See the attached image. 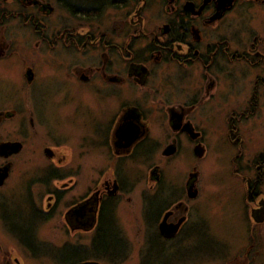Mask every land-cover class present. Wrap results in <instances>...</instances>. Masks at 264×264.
I'll return each instance as SVG.
<instances>
[{
  "label": "flooded vegetation",
  "instance_id": "af4514ba",
  "mask_svg": "<svg viewBox=\"0 0 264 264\" xmlns=\"http://www.w3.org/2000/svg\"><path fill=\"white\" fill-rule=\"evenodd\" d=\"M0 248L264 264V0H0Z\"/></svg>",
  "mask_w": 264,
  "mask_h": 264
},
{
  "label": "rangeland",
  "instance_id": "374dc122",
  "mask_svg": "<svg viewBox=\"0 0 264 264\" xmlns=\"http://www.w3.org/2000/svg\"><path fill=\"white\" fill-rule=\"evenodd\" d=\"M205 147H206V155L201 160V171L203 175L207 179H212V177L224 178L223 175L227 171L221 170L218 164L224 162L230 156L232 150H234L235 148L233 146H230L228 143H226L224 137L219 136L210 130H208L206 133ZM223 229H224V225L220 224V222H217V224H215L216 231ZM206 242H208V240H206ZM206 242L202 241V245L208 246ZM2 247L6 249L7 245L3 244ZM1 249L2 248H0V251ZM0 261H1V257H0ZM26 263L33 264L34 261L27 260ZM46 263L50 264L49 261H47Z\"/></svg>",
  "mask_w": 264,
  "mask_h": 264
}]
</instances>
